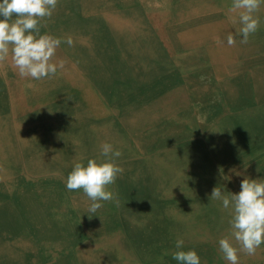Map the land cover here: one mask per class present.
Listing matches in <instances>:
<instances>
[{"label":"rangeland","instance_id":"1","mask_svg":"<svg viewBox=\"0 0 264 264\" xmlns=\"http://www.w3.org/2000/svg\"><path fill=\"white\" fill-rule=\"evenodd\" d=\"M113 1L122 7L120 2L125 0ZM83 9L77 11L81 17ZM63 14L62 11L57 16L53 13L46 27H42L41 34L50 33L59 38L62 32L55 20ZM68 20L64 17L65 23L58 25H64L63 30L67 26V30H72L73 23ZM145 23L148 35L147 38L142 35L145 43H139L144 46L151 41L163 56L159 32L144 20ZM98 32L101 34V44H107L106 49L120 54L123 48L117 45L111 28L105 25ZM67 35L64 30L62 39H66ZM83 35L85 33L81 31L76 32L77 37ZM93 49L96 54L90 58L89 48L85 45L69 47L62 42L53 62L64 60V68L53 78L39 81L21 78L10 59L0 64V264H47L54 257L62 259L65 256L68 257V264H83L80 261L82 252L77 249H54L65 241L73 242L74 245L89 243L99 246L92 242V235L81 231L88 220L91 222H87V226H96L93 222L98 217H103L107 225L104 234H97L95 238L124 237L129 251H141V258H137L138 262L141 260L140 264H178L172 258V253L177 251V239H183L184 251L197 252L201 264H228L219 251V240L230 236V210L223 209L222 202L211 200L210 196L214 187H220L225 193H238L244 178L264 180V138H261V130L256 126L251 128L252 139L248 135L250 131L244 132L246 130L241 126L256 118L264 119V103L257 110H249L238 116L236 126L239 128L236 131L233 127L234 132L220 127L224 125L223 117L229 111L244 106L221 108L220 114L208 120L203 127L196 118L188 120L189 112L184 115L188 107L177 108L150 122L131 123L127 118L137 109L130 105L126 107V104L134 103L143 94H147L143 97L146 101L155 92L163 93L165 90L157 86L177 80L180 82L182 76L179 78L172 74L175 66L169 67L161 58H156L150 76H146L148 73L136 75L131 71L126 76H120L118 72L129 67L122 57L116 58L120 69H116L109 83L95 72L96 66L91 59L101 61V67L107 60L98 57L97 48ZM115 54H110L111 60L119 56ZM142 60H147V57ZM155 87L160 91L155 90ZM177 93L181 99H187L182 89ZM147 109L141 106L138 113L145 114ZM152 113L160 115L164 111L158 109ZM175 127H178L176 137L170 138ZM23 132L27 135H23ZM105 142L122 153L116 163L124 171L117 178L115 186H110V190L117 193L119 206L114 202H102L103 207L96 216L89 218L92 215L88 212L91 201L82 190H67L65 180L75 162L104 160L101 145ZM30 153L34 156L42 153L36 162L41 167H46L43 154L54 157L51 162L53 165L46 174H25L23 160L30 157ZM228 164H234V169L224 176L223 169ZM21 230L23 234H19ZM25 236L28 244L26 249H17L8 260L4 259L3 256L9 255L4 247ZM233 244L239 247L234 239ZM109 245L105 251H111ZM114 252V259L122 264L136 260L133 255ZM238 255L239 264H249L255 256L264 255V245L257 249L255 255L249 256L243 252Z\"/></svg>","mask_w":264,"mask_h":264},{"label":"bare ground","instance_id":"2","mask_svg":"<svg viewBox=\"0 0 264 264\" xmlns=\"http://www.w3.org/2000/svg\"><path fill=\"white\" fill-rule=\"evenodd\" d=\"M117 4L118 2H115L113 0H59L57 8L54 11V14L57 16L59 11H62L64 13L61 17L59 16L60 17L59 19L55 20V23H57L56 24L57 28H59L61 30L60 32H62L59 35V38L61 39L63 38V32L65 30L68 33L67 37L68 36L72 37L74 41V46L85 45V47L89 48L88 56L90 58L93 57L94 54H96L95 49H93L94 47L98 49L97 50L99 54L98 57L104 59V61L107 60L105 61L106 63L104 64V67H101L102 64L100 63L101 61H94V59H91L92 63L96 66L95 72L99 77L103 79V81L104 80H106V82L110 81L112 75L115 74L116 69L119 68L118 67L119 65H117L116 62V58H122V57L126 59L125 61L128 62L129 67L128 68L126 67L122 71H119L118 74L120 76H126L128 71H131L133 74L136 75H139L140 73L142 74L148 73L146 76H150L149 73H153L152 69L156 65V58L158 59L161 58L160 60H165V62L169 67H171V65L172 67L175 66L176 69L172 70L173 71L172 74L179 76V78L180 75L182 76L181 79L183 80L180 82L177 80V82L172 81L171 83L167 82L164 85L162 84L157 86L165 90L163 93L155 92L154 94L149 95L150 97L146 101H144L145 100L144 98L147 94H143L142 98H138V99L136 98L134 103H132L133 102L132 101L131 103L126 104V107L130 105L131 107L137 109L134 113L129 115L127 121L129 120L131 123H137V124L148 121L150 122L166 113L174 111L177 108L188 107V110L185 111L184 115L187 112H189L187 116L188 120L191 121V118H196L197 123H200L203 127V125L208 120H211L213 117H216L218 116V114H220L221 108L233 107L236 105L244 106L242 109H236V111L235 109H233L229 111L226 117L222 116L224 119L223 120L224 125L222 124L220 125V127L223 130L229 128L228 131L234 132L233 127L235 128L236 131L239 128V126L238 128L236 126V120L238 116L249 110H257V107L262 103H264V6H261V9L257 13V15L260 17L261 20V25L259 27V30L254 35L250 36L248 43L242 44L240 43L242 37L235 36L236 29L241 27V25L239 23L234 24L232 20L229 18L231 14L228 12V9L231 5V0H175V1L174 0H125L120 2V5L122 7H120L119 4L118 5ZM81 8L82 9L84 8L82 17L79 16L77 13V11ZM64 17H66L67 19L69 18L68 21H72L73 23L72 30H67L68 26L63 30L64 25H58L65 23L63 22ZM142 19L143 22H141ZM144 20L149 22L150 27H155L159 32V36H160L159 43L160 45L163 46L161 49V51L163 52V56L159 53L157 48L154 47V44L151 41H149V43L145 44L144 46H142L139 43V41L145 43V40H143V37L141 36L146 35L147 38L148 35L146 34L147 24L146 23L144 24ZM105 25L111 28V31L114 34L117 45L123 48L120 54L118 53L115 54L114 52H112V50L106 49L107 44H101L100 42L101 34L98 31L100 30V28H103V26ZM77 31H81L85 33V35L77 37L76 36ZM229 33H232L236 39V43L233 46H228L227 44V36ZM75 37L77 39H74ZM218 40L222 41V43H218ZM136 45L141 46V48L138 46H137L138 48H136ZM110 54H115L119 56H116L113 60H111ZM144 57H147V60H142L144 59ZM3 74H5V72ZM157 87H155L154 89L157 90ZM179 89L183 90V93L187 95V99H181L179 97L178 95L179 93H177ZM157 91H160V89H158ZM159 94L161 96H158ZM22 97L23 95L20 98ZM141 106L148 108L145 114L138 113ZM158 109H161V111H164V113L160 115L152 113L153 111H156ZM166 119H168V117H166ZM241 126L244 128L243 130H246L244 132L250 131V129L255 126L259 127L261 130V138H264V119L256 118L254 120H251L250 123H247L245 126L244 125ZM177 128L178 127L173 128L174 132L172 133L170 138L176 137L175 133H177L178 131ZM22 134L25 135V132H23ZM248 135L251 136L252 139H254L252 131H250ZM150 138L152 139V136ZM29 149L31 150L32 147L30 146ZM132 150L134 151V149ZM253 151L256 152V150ZM41 154L42 153L34 156L30 153V157L23 160L22 168L27 176L46 174L49 168L53 165V163L51 162L54 161V157L45 154L43 155L45 157L46 167H41L40 164H37L36 163L37 159ZM195 157L197 156L195 155ZM233 169H234V164L225 166L223 169V172L225 174L224 176H226L227 173L229 171H232ZM197 170L199 171V169ZM149 186L151 187L150 184ZM72 193L73 192H71V194ZM176 205L177 204H175V206ZM87 222L90 223L91 221L88 220ZM86 223L84 229L81 230L82 233H87L92 235L94 239L92 242L98 243L97 245L99 246H93L89 243L84 245L83 244L76 245L77 244L76 243L74 245L73 242L71 243L69 241H65L59 246H57L54 250L57 249L60 250V248H66L71 250L77 249L78 251L82 252L83 258H81L80 261H82L83 264H122L120 262H117L118 260L116 261L114 259V257L116 256H113V254H115L114 250H116V252L119 251V253L121 254L126 253L127 254L126 256L133 255L136 259V260L134 259L135 261L133 262L125 261V263L123 264H140L141 260L138 262L137 258H141L140 257L141 251L140 252L137 251L135 252L133 250L129 251L126 245L127 242H125V240L123 239L124 237L120 238V236L118 235L116 237L111 236L109 238H102V237L97 239L95 238L97 234L103 235L105 232V226L107 224L104 221L103 217L101 218L98 217L97 219L94 220L93 223H95L96 226H87ZM19 234H23V231L21 230ZM108 240L111 241L109 242ZM108 243H110L111 245H109ZM108 245H109L108 249L110 248L111 251L104 250L105 248H107ZM27 246L28 244H27L26 236L24 238H18L13 243H9L6 245V247H4L5 249H7L6 251L9 252V255L3 256V258L8 260L12 254L16 253L17 249L23 250L26 249ZM102 247L103 249H100ZM26 253L28 254V252ZM52 260L53 261H49V263L47 264H68L67 256L63 257L62 259L61 258L58 259V257H54ZM31 264H43V263L34 262ZM159 264H163V262Z\"/></svg>","mask_w":264,"mask_h":264},{"label":"clouds","instance_id":"3","mask_svg":"<svg viewBox=\"0 0 264 264\" xmlns=\"http://www.w3.org/2000/svg\"><path fill=\"white\" fill-rule=\"evenodd\" d=\"M57 5L58 0H0V64L10 59L21 78L37 81L51 79L64 68V60L53 62V59L62 42L69 47L74 45L72 37L62 41L50 34H41V28L46 27ZM261 6L264 0H231L229 18L241 25L235 32V36L242 37L240 43H248L250 36L259 30L261 20L257 13ZM235 36L228 34V46L236 43ZM101 155L105 157L102 161L88 159L86 165L75 162L66 179L67 190H82L91 201L89 218L96 216L103 207L102 202L119 206L117 193L110 186L124 171L116 163L122 153L105 142L101 145ZM240 189L238 193H225L220 187H214L210 196L211 200L222 202L223 209L230 210V236L219 240V251L228 264H239L238 253L255 255L264 245V180L244 178ZM233 239L239 247L234 246ZM183 245V239L176 240L177 251L172 253V258L178 264H201L197 252L181 250Z\"/></svg>","mask_w":264,"mask_h":264},{"label":"crops","instance_id":"4","mask_svg":"<svg viewBox=\"0 0 264 264\" xmlns=\"http://www.w3.org/2000/svg\"><path fill=\"white\" fill-rule=\"evenodd\" d=\"M249 264H264V255H260L259 257L255 256V259Z\"/></svg>","mask_w":264,"mask_h":264}]
</instances>
